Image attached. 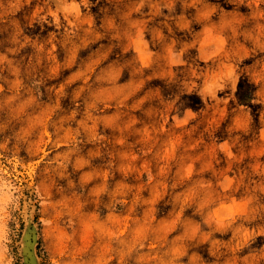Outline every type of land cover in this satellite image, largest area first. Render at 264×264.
Segmentation results:
<instances>
[{"label":"rangeland","instance_id":"1","mask_svg":"<svg viewBox=\"0 0 264 264\" xmlns=\"http://www.w3.org/2000/svg\"><path fill=\"white\" fill-rule=\"evenodd\" d=\"M27 223L34 264H264V0H0V264Z\"/></svg>","mask_w":264,"mask_h":264},{"label":"water","instance_id":"2","mask_svg":"<svg viewBox=\"0 0 264 264\" xmlns=\"http://www.w3.org/2000/svg\"><path fill=\"white\" fill-rule=\"evenodd\" d=\"M32 228V224L27 223L24 227V230L22 232L21 235V246H20V254H21V258H22V264H29L27 263L26 260L27 259V255L30 258H33V255L35 257V254L32 252L33 248H34V244H32V242H35V233L33 232L31 234L30 230ZM31 252L33 253V255H31Z\"/></svg>","mask_w":264,"mask_h":264},{"label":"bare ground","instance_id":"3","mask_svg":"<svg viewBox=\"0 0 264 264\" xmlns=\"http://www.w3.org/2000/svg\"><path fill=\"white\" fill-rule=\"evenodd\" d=\"M34 251V250H33ZM31 255H32V252H31ZM27 258H29V262L30 264L33 263V260L35 259L34 257L33 258H30L28 255H27ZM34 264V263H33Z\"/></svg>","mask_w":264,"mask_h":264}]
</instances>
